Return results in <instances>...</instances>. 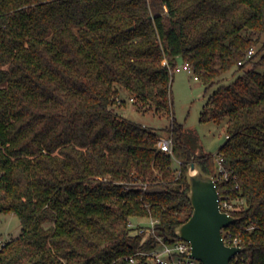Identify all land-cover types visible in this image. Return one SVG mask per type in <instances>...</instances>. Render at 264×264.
Returning <instances> with one entry per match:
<instances>
[{
    "label": "trees",
    "instance_id": "trees-1",
    "mask_svg": "<svg viewBox=\"0 0 264 264\" xmlns=\"http://www.w3.org/2000/svg\"><path fill=\"white\" fill-rule=\"evenodd\" d=\"M179 57L206 86L243 71L200 118L227 119V178L175 117L168 152L158 130L115 109L125 89L173 117ZM192 162L233 204L223 233L239 237L238 256L264 264V0H0V211L21 222L0 264H148L137 253L158 239L130 219H157L164 241L181 240Z\"/></svg>",
    "mask_w": 264,
    "mask_h": 264
},
{
    "label": "rangeland",
    "instance_id": "rangeland-1",
    "mask_svg": "<svg viewBox=\"0 0 264 264\" xmlns=\"http://www.w3.org/2000/svg\"><path fill=\"white\" fill-rule=\"evenodd\" d=\"M257 59H259V56ZM184 63L183 58L179 57L177 68L173 70V117L163 112H156L154 107H138L139 104L131 99L125 89L121 95V98L125 101L116 105L115 109L132 120L158 130L160 137H172L168 131V127L172 125V120L175 117L178 123L182 124L184 138L188 143L194 146L196 152L201 151L214 154L215 166H218L219 156L217 152L227 138V119L221 123L213 121L203 122L200 120L201 114L211 93L221 84L231 83L243 71L235 67L213 85L206 86L201 79L196 77L194 71L184 68ZM252 64L254 63H249L247 68L251 67ZM173 167H179L178 160L173 159ZM130 220H132V225L129 226L132 228L133 233H141L144 235V238H148L154 233L148 230L153 229L155 226L151 222L153 220L152 217H132ZM143 228L145 231L141 232ZM20 232L21 222L18 215L13 211H0V240L2 241L0 245L12 237L18 236Z\"/></svg>",
    "mask_w": 264,
    "mask_h": 264
},
{
    "label": "water",
    "instance_id": "water-1",
    "mask_svg": "<svg viewBox=\"0 0 264 264\" xmlns=\"http://www.w3.org/2000/svg\"><path fill=\"white\" fill-rule=\"evenodd\" d=\"M187 174L193 213L176 228V233L191 243L192 256L205 264H231L232 259L245 247L226 244L223 229L237 218L222 210L214 175L204 171L197 162L189 164Z\"/></svg>",
    "mask_w": 264,
    "mask_h": 264
},
{
    "label": "built area",
    "instance_id": "built-area-1",
    "mask_svg": "<svg viewBox=\"0 0 264 264\" xmlns=\"http://www.w3.org/2000/svg\"><path fill=\"white\" fill-rule=\"evenodd\" d=\"M252 51L250 52V55ZM184 68L190 71H193V68L188 64H184ZM197 77V76H196ZM159 147L162 150L172 152V138L170 136L160 137L158 142ZM219 164V174L218 178H227L228 173L226 172L223 164L222 157L219 156L218 159ZM1 174V173H0ZM221 208L223 211L231 213V209L233 208V204L228 200L221 201ZM132 220H130L129 225H132ZM156 225L158 222L157 219H153L151 221ZM156 226L153 229H148L151 232H154L152 235L157 237L158 243L150 250L147 251H139L137 254L144 255L146 257V261L148 264H205L202 260L195 258L191 254V243L184 239L175 242H166L162 238V236L156 233ZM145 229H141V232H144ZM224 236V233H223ZM224 240L228 245H240V239L238 236H233L232 234L224 236ZM0 242H2L0 240ZM140 261L136 256L130 257V262L132 264H136ZM231 264H246L244 262L243 257H239L238 254L232 259Z\"/></svg>",
    "mask_w": 264,
    "mask_h": 264
},
{
    "label": "bare ground",
    "instance_id": "bare-ground-1",
    "mask_svg": "<svg viewBox=\"0 0 264 264\" xmlns=\"http://www.w3.org/2000/svg\"><path fill=\"white\" fill-rule=\"evenodd\" d=\"M192 172H195V171H192Z\"/></svg>",
    "mask_w": 264,
    "mask_h": 264
},
{
    "label": "crops",
    "instance_id": "crops-1",
    "mask_svg": "<svg viewBox=\"0 0 264 264\" xmlns=\"http://www.w3.org/2000/svg\"><path fill=\"white\" fill-rule=\"evenodd\" d=\"M185 64V63H184Z\"/></svg>",
    "mask_w": 264,
    "mask_h": 264
}]
</instances>
